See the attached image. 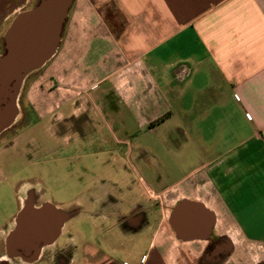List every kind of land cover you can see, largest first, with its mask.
<instances>
[{
  "label": "crops",
  "instance_id": "obj_1",
  "mask_svg": "<svg viewBox=\"0 0 264 264\" xmlns=\"http://www.w3.org/2000/svg\"><path fill=\"white\" fill-rule=\"evenodd\" d=\"M37 1L0 0V45ZM67 18L17 100L38 154L73 131L109 136V168L75 170L55 205L71 219L64 264H173L171 250L196 264L211 241L205 264H264V0H73ZM181 202L212 214L208 239L173 231Z\"/></svg>",
  "mask_w": 264,
  "mask_h": 264
},
{
  "label": "water",
  "instance_id": "obj_2",
  "mask_svg": "<svg viewBox=\"0 0 264 264\" xmlns=\"http://www.w3.org/2000/svg\"><path fill=\"white\" fill-rule=\"evenodd\" d=\"M72 1L38 0L18 14L6 30L0 55V133L18 116L17 100L24 79L55 55ZM66 217L53 205L21 209L5 241L6 251L26 262L36 261L42 248L58 239ZM169 223L182 240H206L213 217L198 204L181 202L173 209Z\"/></svg>",
  "mask_w": 264,
  "mask_h": 264
},
{
  "label": "rangeland",
  "instance_id": "obj_3",
  "mask_svg": "<svg viewBox=\"0 0 264 264\" xmlns=\"http://www.w3.org/2000/svg\"><path fill=\"white\" fill-rule=\"evenodd\" d=\"M34 4V3H32ZM104 13L105 21L110 22L112 15L111 10L106 9ZM69 13V11H68ZM61 33L63 38L65 25ZM118 24V23H117ZM119 25V24H118ZM4 27H2L3 29ZM2 45V42H1ZM0 45V55L3 52V47ZM61 42L59 44V47ZM59 49V48H58ZM57 49V50H58ZM36 72V71H35ZM27 75L31 76L33 73ZM26 77V78H27ZM25 78V79H26ZM24 79V81H25ZM23 81V83H24ZM23 86V84H22ZM21 86V89H22ZM20 89V92H21ZM19 92V95H20ZM18 106V102H17ZM18 109V117L13 126L0 137V143L3 141H15L11 136L19 135L23 141H27L24 145V154L22 155L20 147L8 148L2 151L0 159V264H64L70 257L73 250L71 245H67L66 239L68 225L71 219L66 217L60 229L58 239L51 245L42 248L39 258L36 261L26 262L16 255H12L8 251H4L5 241L9 234L13 231V227L5 228V226L18 213V205L20 202L23 187H31L24 194L21 208H39L42 201L43 205H60L70 199V195L76 192L72 184L74 171L82 172L92 178L97 177L107 167V160L109 152H111L110 144L102 141L103 138H108L106 134L89 133L87 137L81 138L80 135L74 131L69 134V140L65 147H61V143H56L48 152L37 153L31 151L35 145H32L31 132H23L22 125L27 124L25 119L20 118V109ZM82 122V121H81ZM80 123V121H79ZM27 132V131H26ZM41 142H51L45 139L44 135H38ZM84 140V141H83ZM102 142V143H101ZM37 144V142L35 141ZM101 144V145H100ZM1 145V144H0ZM56 147L54 150L53 148ZM28 148L30 150H28ZM39 152V150H38ZM72 172V173H71ZM169 206L175 203V198L168 197ZM56 207V206H55ZM62 212V211H61ZM84 226H82L83 228ZM83 230V229H82ZM218 234L222 233L217 230ZM170 237V242L181 243L182 240L177 238L171 230L158 232V238ZM216 237V236H214ZM169 257L174 260L173 264L181 262V258L175 250H171ZM65 257V259H63ZM59 259H63L62 262ZM4 260L5 262H1ZM172 260V261H173ZM196 264H205L203 256L200 257ZM170 264H172L170 262ZM193 264V263H189Z\"/></svg>",
  "mask_w": 264,
  "mask_h": 264
},
{
  "label": "flooded vegetation",
  "instance_id": "obj_4",
  "mask_svg": "<svg viewBox=\"0 0 264 264\" xmlns=\"http://www.w3.org/2000/svg\"><path fill=\"white\" fill-rule=\"evenodd\" d=\"M18 117V116H17ZM17 119V118H16ZM16 121V120H15ZM14 124V123H13ZM13 124L9 127V128H7L6 130H4L3 132H1L0 133V137L6 132V131H8L12 126H13ZM18 134V133H17ZM12 135L11 137L13 138V139H15V141L13 140V141H3V142H1L0 144V159H1V154H2V151H6V149H8V148H15V145H16V143L18 142V140L21 138V137H19V135ZM20 209H22L21 207H19V205H18V212L20 211ZM1 242V241H0ZM219 242H216V241H211L210 243H209V245H208V248L206 249V251H205V253H204V255H203V259H205V257L207 256V255H210L211 254V252L214 250V247H215V245L216 244H218ZM3 252H6V249H5V246H4V251ZM63 259H65V257L63 258ZM63 259H59V261L60 262H62V260ZM1 262H5L4 260H1Z\"/></svg>",
  "mask_w": 264,
  "mask_h": 264
}]
</instances>
